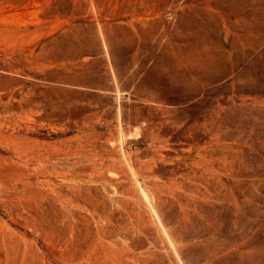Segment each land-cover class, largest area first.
<instances>
[{
  "label": "rangeland",
  "instance_id": "obj_1",
  "mask_svg": "<svg viewBox=\"0 0 264 264\" xmlns=\"http://www.w3.org/2000/svg\"><path fill=\"white\" fill-rule=\"evenodd\" d=\"M0 264H264V0H0Z\"/></svg>",
  "mask_w": 264,
  "mask_h": 264
}]
</instances>
